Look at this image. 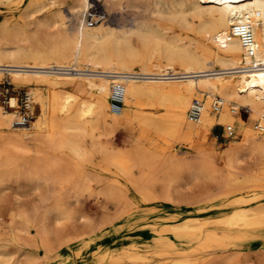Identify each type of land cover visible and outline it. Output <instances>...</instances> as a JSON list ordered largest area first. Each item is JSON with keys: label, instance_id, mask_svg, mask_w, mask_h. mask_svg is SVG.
I'll use <instances>...</instances> for the list:
<instances>
[{"label": "bare ground", "instance_id": "bare-ground-1", "mask_svg": "<svg viewBox=\"0 0 264 264\" xmlns=\"http://www.w3.org/2000/svg\"><path fill=\"white\" fill-rule=\"evenodd\" d=\"M11 1L0 0V6ZM91 1L28 0L17 18L0 20V32L14 24L24 32V39L33 37L27 30L34 28L53 31L46 35L48 43L25 47L10 40L12 45L0 46V78L6 74L10 79L34 80L44 83L47 89L45 95L37 89L29 91V99L33 96L40 106L30 123L25 124L16 111L0 108V193L13 180L17 186L23 182V186L34 190L37 201L44 206L61 208L66 203L80 202L82 197L84 203H90L87 198L91 195L97 202L108 196L109 169L123 174L137 158L143 165L154 162L166 173L177 175L188 162L178 157L176 145L169 138L200 153L215 122L225 124L228 133L236 124L241 140L228 143L218 153L226 155L231 167L245 156H255L249 169L220 175L215 193L203 200L176 198L174 206L152 203L146 209L142 204L134 215L143 221L154 219L151 226L155 235L151 244H146L151 246L148 252L177 254L170 264H214L215 259L208 263L205 260L218 252V264H231L234 258L242 264L238 255L245 249L255 253L254 264H264V0H104L111 6L146 2L147 14L121 30L101 21L80 26L83 9ZM58 3H65L69 18L75 19L70 30ZM45 9L48 11L42 12ZM35 13L43 17L36 18ZM175 26L185 27L193 35L183 36ZM132 37L137 39V46L131 42ZM202 38L221 52L206 47ZM155 57L160 61L155 62ZM54 66L69 70L54 71ZM115 83L122 85L118 113L109 107ZM62 85L69 88H62V92ZM145 95L164 108L143 107L147 105L141 101ZM194 97L201 102L196 120L188 116ZM15 99H9L12 106ZM215 100L219 102L217 112L211 111ZM238 105L248 106L250 117L259 122L260 128L254 126L253 130L236 121L229 109ZM119 127L138 128L139 134L127 149L113 151L105 142V134ZM86 135L103 154L98 164H90L91 151L83 144ZM65 149L75 159L63 165ZM63 182L68 186L66 190L61 187ZM140 193L151 202L160 198L148 187ZM14 203L20 206L22 201ZM163 212L167 213L166 220L160 219ZM2 216L0 226L15 216L25 223L31 218L25 210ZM123 219L103 238L105 245L113 251L118 248L114 245L118 239H130L132 242L126 249L121 247V252L132 264H142L137 260H147L151 255L134 253L133 249L138 246L142 228L149 224L132 223L131 229L120 233ZM164 229L174 238L162 234ZM38 235L37 243L48 250L41 240L43 231ZM65 250L57 248L56 264L67 263L63 261ZM23 253L24 261L11 262L0 249V264L36 263L30 252Z\"/></svg>", "mask_w": 264, "mask_h": 264}, {"label": "rangeland", "instance_id": "rangeland-1", "mask_svg": "<svg viewBox=\"0 0 264 264\" xmlns=\"http://www.w3.org/2000/svg\"><path fill=\"white\" fill-rule=\"evenodd\" d=\"M27 1L28 0H12L11 2L1 5L0 20L5 18H17L24 10ZM101 1L112 17L107 21L101 22L117 30L129 27L131 23L135 22L146 13L144 11L145 1L135 5L123 3V5L121 4L118 6H111L104 0ZM58 4L65 15L63 19L65 21L64 24L69 27L68 30H70V27L75 23V19L69 18L70 16L67 13L65 3ZM46 11L48 10L45 9V11L43 10L42 12L45 13ZM34 16L36 18L43 17L41 13H35ZM29 19L34 18L30 16ZM174 29L182 33L185 37L187 34L193 35V32L186 30L185 27L175 26ZM27 31L33 34L32 38L24 39V32L16 29L14 24H10L6 31L0 32V46H5L7 44L12 45L13 43L10 40H13L16 41L18 45L33 47L37 43H48L45 39L46 35L53 32L51 29L45 27L34 28ZM131 42L135 46L138 44L135 37L131 38ZM202 42L206 47L215 49V51L219 53L221 52L206 38H202ZM154 61H160L159 57H155ZM62 88L66 90V88L68 89L69 87L67 85H62L59 89L63 92L64 90ZM34 89H37L43 95L47 93V89L42 82L10 79L8 75L5 74L4 77L0 78V108L6 112L16 111L19 115L23 116L25 124L30 123L40 112L39 103L35 101L34 97L32 96L29 99V91ZM11 96L16 98L14 106L9 102ZM141 101L147 103V105L143 106L146 108H164L148 95L142 96ZM230 107H232V105L228 104V108ZM233 109L234 110L229 109V112L237 118V122L250 125L253 130H256V128H254L256 119L250 117L251 110L248 109V106L238 105V107ZM211 111L217 112V109L211 108ZM231 128H233L232 134L229 135L225 129V124L215 122L210 129L209 138L204 144L205 147L203 146L200 153L188 148L185 144H179L178 141L180 140L176 141L169 138V140L172 141L171 143L176 145L178 157L188 162L181 166V172H178L177 175H173L171 172L166 173L163 168L156 164L154 165L153 161H151L153 163L149 161L148 164L143 165L140 159L137 158L133 161L134 163L128 171L123 174L114 169H109L107 171L108 196L105 199L98 198L97 202L94 201V195H91L87 198L90 200V203H84V198L82 197L80 202L74 201L73 203H66L61 208H56L47 204H45V207L44 204L37 201V193H35L34 190L28 189L25 185L23 186V182L21 186H17L13 180L8 181L4 190L0 193V214H3V218H7V215L10 213L25 210L30 214L31 218L29 223H25L20 217L15 216L8 224H2V226H0V249L9 255L11 262L17 260L24 261L23 251L26 250L32 254L33 260L36 261L35 264H56L57 248L61 246L62 250L66 248V257L63 259V261L67 262L66 264H77L78 262L83 263L87 261L90 264H132L133 261L126 259L124 257L125 255L121 252V247L122 249H126L128 244L132 242L130 239H125L124 237L118 239L116 243H114L118 248L113 251L108 250L103 240L108 232H111L113 227L124 218L120 233H124L131 229L132 223L134 225L138 224L139 226H142L144 222L149 224L146 228H142V235L138 238V246L136 249H133V251L134 253L141 252L140 254H149L151 257L144 261L137 260V262H143L142 264H170L171 259L176 257L177 254L155 255L148 252L151 246L149 247V245L146 244L147 242L150 243L152 236L155 235L154 232H152L151 226V224L155 222L154 219L150 217L143 221L140 216H135L134 212L142 204H145L143 205L145 206L143 209L148 208L152 203L155 205L158 204L161 207L174 206L176 205L174 202L176 198L190 201L203 200L204 197L215 193L216 179L220 175L229 174V172L233 170L244 171V168L245 170L249 169L251 161L255 156H245L240 164L236 163L234 164L236 166L231 167L226 159V155L224 153H218L225 150L228 143L234 140H241L242 133L237 125L234 124ZM138 134V128L127 129L119 127L108 129L105 134V142H107L113 151H122L130 146L132 139L137 137ZM146 135H151V132L146 131ZM96 139L97 138H94V141ZM83 144L91 151L90 164L100 163L103 154L96 149V144L92 142V138L89 135L84 137ZM62 155L64 156L63 165L75 159L74 155L67 149L63 151ZM170 177H172V180H170ZM179 177H182V179H178ZM61 187L63 190L68 188L64 182L61 183ZM145 187H148L153 194L158 195L160 198L154 202L144 200L140 191ZM164 196H168L169 199L167 201L164 200ZM14 201H22V203H20L19 206L16 205ZM56 209L62 213L60 214ZM165 214L167 213L163 212L160 219L166 220ZM164 220L162 221V225L166 224ZM97 225L101 226L96 228L95 226ZM165 229L163 231L161 230L162 234H167L174 238L172 234L166 232ZM40 230L43 231L41 240L45 242V246L49 247L48 250L43 245L40 246L37 243V241L40 240L38 237V232ZM97 236H99V238H96ZM204 254V252H199L201 256ZM207 256L206 258L208 259L205 260L206 263L212 262L215 259L214 264H218L217 259L220 257V252L215 254L211 253ZM110 257H112V259ZM238 257L242 264H254L256 262L255 253L249 252L246 249L242 251ZM237 259H232L231 264H237Z\"/></svg>", "mask_w": 264, "mask_h": 264}, {"label": "built area", "instance_id": "built-area-1", "mask_svg": "<svg viewBox=\"0 0 264 264\" xmlns=\"http://www.w3.org/2000/svg\"><path fill=\"white\" fill-rule=\"evenodd\" d=\"M111 15L107 12L104 7V4L101 0H93L83 9L81 18L79 20L80 26H91L97 22L111 19ZM54 71H61V70H69L60 66H54L52 68ZM122 102V85L120 83H115L112 85L111 94H110V103L109 107L111 112L118 113L121 108ZM219 105L217 100L214 101V109H216ZM201 112V102L198 99H192L189 109H188V116L192 120L198 119ZM255 127L258 129L260 128L259 122L255 123ZM229 135L232 134V131L228 133Z\"/></svg>", "mask_w": 264, "mask_h": 264}]
</instances>
